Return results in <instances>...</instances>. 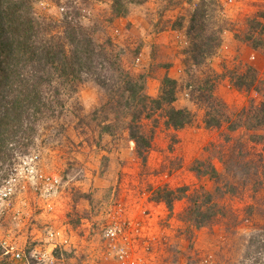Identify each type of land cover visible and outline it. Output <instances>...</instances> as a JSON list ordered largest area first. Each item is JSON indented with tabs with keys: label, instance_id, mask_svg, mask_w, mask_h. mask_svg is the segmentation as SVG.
<instances>
[{
	"label": "rangeland",
	"instance_id": "rangeland-1",
	"mask_svg": "<svg viewBox=\"0 0 264 264\" xmlns=\"http://www.w3.org/2000/svg\"><path fill=\"white\" fill-rule=\"evenodd\" d=\"M154 1L156 2V0ZM158 1L161 2L162 8L170 2V0ZM184 1L192 3L194 9L193 12L189 11L184 14L185 19L180 20L179 23L185 27V31H191L194 42H196L195 37H198L201 46L204 47L203 44H205L207 52L212 53L210 56L207 54L209 58L203 54V57H197L199 61L195 60L199 63L194 72L197 77L203 76L206 70V66L203 65L206 64L205 58H208L207 61L210 62H207L208 67L212 69L211 58L215 52L228 51L230 48L229 57L219 60L218 65L221 70L219 68V71H215L219 72L214 79L217 82V86L215 85L217 92L224 83L222 82L224 76L231 78L234 75L235 77L236 74L243 72L246 66L256 63L258 58L264 64V35L263 38L260 37L261 43L254 50L250 45L252 41L247 38L250 24L251 29H254L253 33L258 29L264 30V0H238V9L235 6L226 7L225 12L222 11L220 4H215L213 1L215 5L207 0ZM61 6L66 7L65 10H68L69 16L76 22L94 30V35L99 41L109 39L116 48H121L123 51L121 63L132 75L138 74L143 69L142 66L134 62L135 52L141 44V53L143 54V37L149 36L150 39L145 41L148 43L156 41L157 36L152 35V28L143 30L135 26L126 28L124 25L109 21L107 0H33V7L37 15L46 18L47 21L54 22L51 24L54 26L53 31L62 29L60 20L64 15L59 13V11L62 12ZM192 13H195V28L188 29ZM117 28L119 31L115 33L114 30ZM221 28L225 32L218 35ZM181 34L183 32L176 35L162 34L159 36L160 41L156 43L160 50L157 51L158 62L172 59V56L177 53L186 54L183 49L177 48V37H180ZM220 39L221 43L217 47ZM154 44L152 43L151 46ZM150 50L152 52V48ZM251 55L255 56L254 60L250 59ZM241 57L244 62L246 59L248 61L242 68ZM142 58L145 60L146 55ZM181 58L180 62L182 63ZM186 58L187 54L183 63ZM259 61L256 65H263ZM260 74L257 71L256 77L264 83ZM261 86V83H258V87ZM233 87H227V90L220 88V94L218 92L230 112L233 109L239 110L242 106H246L250 98H253L251 104H255V97L250 94V91H243L246 94H240L234 92ZM256 95L258 94L256 93ZM64 98L66 102L64 112L58 116L43 118L37 125V133L33 142L25 145L26 140L23 135H20L18 142L9 147L6 157L5 155L0 156V185L7 177L10 168L20 157L38 153L41 169L47 173L61 176L65 183L63 193L57 199L55 207L59 213L55 211L54 215L58 216L66 211L67 216H64L68 217L69 222L73 225L80 224V220H85L82 222L89 220L90 222H100L103 208L109 204V200L117 199L126 208L130 206L129 209H133V203L140 206L150 188L155 187L154 190H156L157 185L160 186L164 182L169 189L188 185L189 190L186 194H191L200 184L207 188L210 187L205 177L196 178L190 172L189 168L196 159L189 162L185 158L186 149L195 138L190 148L193 151L192 156L200 149L201 152L203 151L204 157L199 160L206 161L207 158H210L212 165L218 170H222L221 159H225L227 162V169L224 170L226 179L219 178L217 183L220 184V182L229 179L227 186H234L237 195L243 197L242 200L246 207L252 204L253 210L249 217H245L244 210L237 213L229 207H224L226 209H224L223 215L215 216L210 220L211 222L204 225V228L197 229L196 233L189 236L190 239L179 235L181 240H178L176 244L173 242L164 246L165 260L170 264H264V245L257 244L258 240H264V138L256 143L257 147H252L248 143L243 148V153L240 152V154L231 150L234 147L232 138L235 137L230 136L231 138L226 140L225 133L222 131H219L218 138L213 135L214 137L204 144V140L207 138L203 139V135H200V131L198 132L197 129L198 125L193 126L197 122L198 113L203 112L204 114V106L194 103L195 118L191 124L182 128H186V130L179 137L166 131L167 127L165 128L163 125L159 113L155 112L150 117L143 118L140 121L141 130L148 137L149 144L147 150L138 153L134 142L129 138L125 117L122 116L120 109L112 107L114 100H111L105 89L100 88L92 81H87L78 87L75 94L66 95ZM232 105H236L238 108ZM115 115L118 118H115ZM115 119H118V122L112 127V133L100 132L103 124H113ZM190 130L193 132L189 133ZM103 156L105 157L103 158ZM238 156H242L241 159H235ZM249 161L254 162V166L249 164V167L247 165ZM244 164L248 169L241 172ZM236 169L238 170L236 171ZM165 173L168 174L167 178L164 177ZM117 193L119 197H117ZM19 196L13 198L6 205L5 212L0 214V222L5 226L0 230H4L1 234V236L4 234L2 239L10 238L11 242L22 240L17 237V234L15 236V232L26 228L30 219L33 218L32 215L29 216L32 211L29 203L31 198L38 202L31 190H27ZM20 198L24 199L25 204L20 203ZM28 208L31 211H28ZM18 211L21 212L19 220L12 216ZM44 218L38 220L33 218L32 222L37 224ZM56 218L52 216L50 219H46L48 223H43L42 227L51 223V225L60 228L62 223L57 222ZM23 219L25 222H22ZM242 224L247 225L246 231H244L245 229H241V231L236 229L237 226L241 228ZM260 226L263 228L260 229ZM99 228L94 229V232ZM11 232H13L14 238L10 237ZM166 238L170 240L168 236ZM94 256L95 254L88 255L85 261L89 260L90 264H100L103 261L102 264H105L104 260H99ZM5 257L7 261L4 264H18L22 260H15L10 253ZM113 263H115L114 259Z\"/></svg>",
	"mask_w": 264,
	"mask_h": 264
},
{
	"label": "trees",
	"instance_id": "trees-1",
	"mask_svg": "<svg viewBox=\"0 0 264 264\" xmlns=\"http://www.w3.org/2000/svg\"><path fill=\"white\" fill-rule=\"evenodd\" d=\"M147 1L149 0H107L109 21L127 16L133 8ZM59 13L64 15L60 20L62 29L53 31L54 26L51 24L54 22L37 15L33 0H0V156L6 157L9 147L18 142L20 135L24 136L25 145L33 142L41 120L61 115L66 104L64 97L75 94L78 87L87 81L105 89L111 100H114L112 107L120 109L125 117L129 138L134 142L138 153L147 150L149 144L148 137L141 130L140 121L143 118L157 112L164 119L163 125L173 129H181L192 123L194 113L185 107L174 105L179 98L204 106V128H219L223 125L228 132L242 129V133L233 138L234 147L231 150L236 153H243L248 142L256 144L264 138V83L257 79L255 67L246 66L244 72L235 77H226L235 91H255L263 97L262 101L256 102L254 99L253 105V98H250L249 105L242 106L239 110L232 108L230 112L216 92L217 82L214 79L218 72L208 67L207 59L212 53L207 52L205 44V48L201 46L198 37H195L194 42L190 30L180 29L176 24L173 29L182 30V35L187 40L186 45L177 47L184 50L187 58L183 63L186 57L183 53L178 79L164 76L159 94L150 96L146 91L147 74L140 72L132 75L126 70L121 63V48H116L109 39L99 41L94 30L76 22L69 16L67 9ZM194 14L189 19L188 29L195 28ZM222 30L223 28L219 29L218 35L224 32ZM253 30L250 24L247 38L252 41L250 45L254 50L261 43L260 37L263 38L264 30L258 29L255 33ZM220 43L221 39L217 47ZM139 45L135 57L141 53V44ZM203 54L209 55L205 58L206 64H203L206 70L203 76L197 77L194 72L199 63L195 60L199 61L197 57H203ZM258 83L262 86L258 87ZM115 118L118 116L115 115ZM117 122L118 119H115L113 124H103L100 132L112 133V127ZM224 138L229 140L231 137L225 133ZM241 157L235 159L239 160ZM221 161L222 170L216 169L210 158L206 161H194L189 168L196 178L206 177L210 188L200 184L195 190H191V194H186L188 185L155 190L152 199L163 201L169 208L173 201L185 198L186 206L178 215V219L186 223L183 229L185 238L193 235V229L204 228L215 216L224 214L226 206L219 201L225 194L237 195L234 186H227L229 179L217 183L219 178L226 179L224 170L227 169V162L223 158ZM249 164L254 166V162L249 161L247 165ZM245 165L241 172L248 169ZM252 210V204L245 206V217H249ZM243 226L245 228L237 226L236 229H246L247 225ZM98 232L99 230L93 235L99 237ZM257 242L264 245V240ZM58 253L59 250H56L55 254L59 255ZM28 256L35 263L29 252Z\"/></svg>",
	"mask_w": 264,
	"mask_h": 264
},
{
	"label": "crops",
	"instance_id": "crops-1",
	"mask_svg": "<svg viewBox=\"0 0 264 264\" xmlns=\"http://www.w3.org/2000/svg\"><path fill=\"white\" fill-rule=\"evenodd\" d=\"M162 4L160 1L156 0V2L154 0H149L147 2H145L144 4L138 5L136 6V8H133L132 11L125 17H119L114 19L113 21L115 22L114 24H120V25H124L126 28L130 27L133 28L135 27H139L141 30L143 29H153L152 31V35L157 36V39H155L156 41L154 42H145L147 41V39H150L149 36H147V38H142V40L144 41L143 45H142V51L143 54L141 53V56L143 57L144 55H146V59L144 60L142 58V62L141 64H139V66H142L143 69L140 72L146 73L147 74V80H146V91L150 96H157L159 94L160 91V86H161V81L164 78V76H169L171 78L174 79H178V72L177 70L182 66L181 62H180V57L183 56L181 53H177L176 55L174 54L172 56V59L170 58L169 60H166L164 62H158V55H157V51L159 50V47L156 46V43H159V36L160 35H165V34H169V35H176L177 33H181L182 30H175L173 29V27H176V24H178V26H180V29H185V27L179 23L180 20H184V14L188 13L189 11L193 12V5L192 3L188 2V1H184V0H170V2L165 6V7H161ZM161 7V8H160ZM182 35V34H181ZM172 43V41H170ZM174 42V40H173ZM152 43H155L153 46ZM175 43V42H174ZM151 46V47H150ZM172 46V44H171ZM152 48V52H150ZM178 48V47H177ZM231 52V48L230 50L228 49V51H224V52H218L216 53L211 59V65H212V69L214 71H219V68L221 70V67L218 65L219 60H223L226 59L227 57H229V54ZM149 55V56H147ZM241 68L244 67L243 65H245L246 63H248L247 59L244 62V60H242L243 58L241 57ZM214 61V62H213ZM217 61V62H216ZM259 61V58H258ZM258 61H256V63H258ZM260 62V61H259ZM210 63V62H209ZM256 63H253L251 66L255 67L257 69L258 72H260V78L264 79V64L262 62H260L261 66L256 65ZM216 69V70H215ZM239 70V69H238ZM137 71V70H135ZM139 72V73H140ZM244 72V71H243ZM219 73V72H218ZM224 82V86L222 84V86L220 88H223L225 90H227L228 88V77H224V80L222 81ZM219 88V90H220ZM227 88V89H226ZM218 90V92H219ZM217 92V90H216ZM217 92V94H218ZM236 93H240V94H246L243 91H234ZM220 94V92H219ZM253 95V97H255L256 102L258 101H262L263 97H260L259 95L253 94L252 92L250 93ZM249 94V95H250ZM175 106L177 107H185L187 109H189L191 112H195V104L193 102H190L188 100H185L184 98H179L177 99V101H175L174 103ZM245 105V103H244ZM237 107L236 105H232ZM238 108V107H237ZM199 116H197V122H195V124L193 126H199L198 132L200 131V135H203V139L204 140V144L209 142L211 139V137H214L213 135H215V137L217 136L218 138V133L219 131H222L224 133L229 134V136H234L242 133V129L237 130L235 132H228L225 126H220L219 128H211V129H207L204 128L203 125V112H199L198 113ZM195 115V113H194ZM195 118V117H194ZM164 119L162 118V123H163ZM166 128V127H165ZM167 132L170 134H175L177 135V137H179L185 130V129H173V128H166ZM189 133H192L193 131H188ZM206 134V135H205ZM205 137V138H204ZM233 139V138H232ZM195 138L192 139V141H194ZM185 141V140H184ZM191 141V140H190ZM192 141L190 142V145H188L186 151H187V155H185L187 158V161L192 162L193 159H196L195 161H198L199 159H203L204 157V153L203 151L201 152L200 149H198V152L194 154V156H192V150L191 145H192ZM196 142V141H195ZM186 143V141H185ZM250 146L252 147H257L258 144L252 143V142H248ZM255 145V146H254ZM217 166V165H216ZM218 167V166H217ZM205 179L207 180V178L205 177ZM171 187V186H170ZM210 188V187H209ZM155 187L150 188V191L154 190ZM117 197H119V194L117 193ZM242 196L241 195H225L220 201V204H223L226 207H229L232 211L237 212V213H241L243 212L244 208H245V204L244 201L242 200ZM116 201H118L117 199H115ZM145 201V202H144ZM31 205V209L32 211L28 208V211H31L29 216H33V218L35 219H39V218H44V220H41L39 222L33 223L32 219H30V223H28V226L26 228H21V232H19L20 230L15 232V236L17 234V237H19L22 240H13V243L15 244V246L17 247V249L22 250L24 252L25 257H29L28 256V252L30 253V255L32 254L33 251L37 250L40 251V249H44L47 246L46 240H45V235L43 232V223H48L46 222V219H50V217H55L57 216V214L54 215L55 210L51 213H41L40 212V206L39 204H37L38 202H36L35 199L31 198V202H29ZM127 204V203H125ZM134 207L133 209H130L131 212L130 215H134L136 214V211H138V209L142 206H146L145 208H149L151 209V202L146 201V200H142L141 202V206H138L135 202L133 203ZM186 206V200L185 199H178L172 202V206L171 209L169 210V216L167 217V209H165L163 206H160L162 208V211H156L157 213H159L158 216H153L152 217V222L153 224H161L163 228L166 227L167 230L165 231L167 236L170 238V240L166 239L164 240V246L170 244V243H177L178 240H181L179 234H178V230L179 229H183L186 226V223L183 221H180L178 219V215L180 213H182L183 209ZM64 207V205H63ZM137 207V208H136ZM131 208V207H130ZM137 209V210H135ZM62 212V211H61ZM59 213V211H58ZM156 214V213H155ZM51 215V216H50ZM67 216V212L65 211V213L60 214L57 216L56 220L57 222L62 223L61 227L63 230V233L68 236L71 240V246L66 247V251H65V264H82L83 261L88 257V255L92 256L93 254H95V257H97V253L100 252L97 249L100 247V239L98 238L97 235H93L96 234L93 232V229H97L100 227V223L99 222H90L86 221V222H82L85 220H80V224L77 225H73L71 222H69L70 220L68 219ZM50 216V217H49ZM39 217V218H38ZM22 222H25V219L22 220ZM42 223V224H41ZM51 224V223H49ZM244 224H242V228H245L243 226ZM63 226V227H62ZM42 227V229H41ZM2 228H5V226H3V224L0 222V230ZM23 229V230H22ZM197 229H193V231L196 233ZM239 230L241 231V229L239 228ZM162 231V230H161ZM243 231V230H242ZM246 231V229L244 230ZM4 232V230L0 231V241L3 237V235L1 236V234ZM14 232V231H13ZM13 232L12 235H10V237H13ZM90 233L93 235H90ZM162 233H164L162 231ZM239 234V233H238ZM92 236V237H91ZM179 237L177 239V237ZM14 238V237H13ZM10 239V238H9ZM12 241V240H11ZM158 248L160 249L161 246L158 245ZM162 252V250H161ZM6 254H4L3 249L0 247V264H4V262L7 261L6 259ZM104 260L105 264H116L113 263V259L111 257H105ZM103 261L100 263L102 264ZM8 264V263H5ZM18 264H34V262L32 261V259H28V258H23L21 261L18 262Z\"/></svg>",
	"mask_w": 264,
	"mask_h": 264
},
{
	"label": "built area",
	"instance_id": "built-area-1",
	"mask_svg": "<svg viewBox=\"0 0 264 264\" xmlns=\"http://www.w3.org/2000/svg\"><path fill=\"white\" fill-rule=\"evenodd\" d=\"M207 1L220 4L223 12H225L226 7L235 6L236 9L239 8L238 0ZM64 9V6L60 7L61 11ZM87 13L89 14V12ZM114 31L118 33L119 30L117 28ZM177 38V45L187 44L184 35H180ZM250 59L254 60L255 56L251 55ZM134 62L135 64H141V53L135 57ZM177 72H180V70L178 69ZM228 87H230L229 84ZM39 162L38 153H32L28 156L20 157L10 168L7 177L0 185V214L5 212L6 205L13 198L20 197L19 195L27 190H31L40 203L41 213L55 211L57 199L63 193L65 183L61 176L43 171ZM164 175L167 178L168 174L165 173ZM163 187H168L165 182L160 186L157 185L156 190ZM154 193L155 190L149 191L148 195L143 198L151 202V209L142 206L134 215H130L129 213L131 212L130 206L126 208L120 201H116L115 199L109 200V204L103 208L102 219L99 222L100 247L98 251L100 252L97 253V259L111 257L115 260L116 264H170L165 260V256H163L164 240L167 239L165 232L167 228L164 226L161 228V224H153L152 217L159 215L156 211H162L160 206L167 209L168 217L171 207L169 208L163 201L153 200ZM113 195L114 193L112 197ZM19 200L20 203L25 204L24 199L20 198ZM20 214L21 212L18 211L12 216L14 219L19 220L21 218ZM183 229L178 230L181 236H184ZM43 232L47 246L42 250L40 249V251L35 250L32 252L31 256L35 260L34 264H65L64 252L66 251V247L71 246L70 238L63 233L62 228H57L51 224H45ZM12 243L8 238L1 239L0 247L5 254L10 253L15 260L29 259V257H25L22 250L17 249L15 244ZM158 245L161 246L160 249ZM56 250H59V255L55 254ZM204 260L208 261L207 259ZM88 262L90 261L84 260L82 264H90Z\"/></svg>",
	"mask_w": 264,
	"mask_h": 264
}]
</instances>
